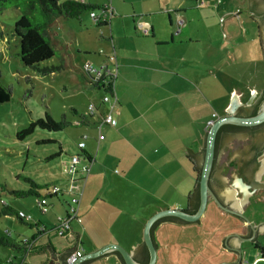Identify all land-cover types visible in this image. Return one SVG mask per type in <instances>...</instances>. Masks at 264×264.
I'll return each instance as SVG.
<instances>
[{
    "label": "crops",
    "instance_id": "crops-1",
    "mask_svg": "<svg viewBox=\"0 0 264 264\" xmlns=\"http://www.w3.org/2000/svg\"><path fill=\"white\" fill-rule=\"evenodd\" d=\"M79 1L104 5L112 12L109 21L102 25L108 28V34L102 37L105 40L103 49L97 53V58L86 62L99 66L107 64L108 58L114 56L117 69L114 82L116 104L111 108L109 104L102 103V98L98 101L97 95L90 94L89 103L95 111L92 115L80 116L82 131L77 141L86 136L85 147L79 151L76 144V150L70 153V157L81 154L92 160L78 205L80 223L71 221V229L64 237L55 236L60 241L58 248L50 242L47 246L56 255L73 250L83 256L114 244L130 252L137 263L146 264V247L142 242L145 222L162 210H186L187 197L196 187V166L187 151L197 154L204 149L208 122L226 115L227 112L221 108L227 105L233 87L240 90L241 106L245 105L252 90L249 102L253 104L264 87V71L261 83L251 85L239 79L241 75L235 77L237 69L233 65L234 57L255 54L264 67L257 29L252 44H248L240 17L246 14L255 27L256 23L248 5L246 9L244 5L233 7V0H222L217 8L215 0H209L208 6L201 9L196 7V0H113L112 4L110 1ZM235 9H240V13L232 17V21L235 20L242 28L244 41L241 42L232 33L222 37L223 40L219 39L217 17L220 12L231 13L229 11ZM129 17L131 22H126ZM117 25L128 26V31L118 34L114 30ZM143 27L149 28L148 36L141 34L140 28ZM229 62L232 65L228 66ZM235 78L237 84L234 83ZM216 107L221 114L214 111L208 115L207 111ZM110 108L116 125L102 126L98 130V120ZM74 112L77 114L76 110ZM99 135L102 140H98ZM61 153L60 148L58 156ZM68 162H62V167L50 176L52 186L60 189L67 187V178L62 170ZM232 173L227 175L230 177V181H226L227 187L232 184ZM263 175L264 172L260 179ZM34 183L45 190L50 184ZM234 191L235 199H239L242 191ZM255 193L240 211L253 226L264 224V213L261 215L264 210L254 211L250 202ZM68 201V195L48 197L46 215L58 204L63 203L65 207ZM2 206L7 205L4 202ZM18 211L25 213L23 209L15 212ZM30 215L34 224L28 225L14 214L19 223L36 230L31 240H40L42 236L49 239L52 233L37 237L35 224L44 225ZM57 217L62 216L53 213L49 219L52 226ZM122 218H129L136 231L128 232L125 225H119L123 231L118 235L110 232L106 237H99L103 232L116 228L118 222L124 221ZM44 230L48 231L45 227ZM11 232L4 227L0 236L6 237L19 250L0 248L1 264H31L27 262V256L37 255L42 250L46 259L40 264L50 261L47 246L33 247L26 253L20 246L25 237L18 235L15 242ZM247 234L244 222L209 202L202 218L195 223L160 219L153 225L154 264H236V254L222 248L221 241L230 235L245 237ZM255 238L254 244L242 242L239 245L238 249L242 252L240 261L252 263L261 258L259 262H264V234ZM250 249L254 251V256L246 254ZM56 263L57 260L54 261ZM87 264L122 262L116 254L107 253Z\"/></svg>",
    "mask_w": 264,
    "mask_h": 264
},
{
    "label": "rangeland",
    "instance_id": "rangeland-1",
    "mask_svg": "<svg viewBox=\"0 0 264 264\" xmlns=\"http://www.w3.org/2000/svg\"><path fill=\"white\" fill-rule=\"evenodd\" d=\"M85 1H96L98 3L110 1L111 3L113 0ZM232 4L234 5L233 7L244 5L243 7L246 9L248 2L246 0H233ZM235 10H230L229 12L232 13ZM227 13L228 11L220 12L217 17V36L223 40V34L232 33L236 38H239L238 40L243 42L242 28L235 20L232 21V16L226 18L223 23H219V17ZM19 15L20 12L17 9H7L0 13V82L3 86L11 89L10 100L0 104V208L2 203L5 202L13 211L23 209L26 214L31 213L45 228L50 230L52 222L49 219L53 217V213L60 214V216L65 214L63 203L55 206L45 216L41 214L36 205V199L46 193L45 189H36L38 195H40L38 197H20L17 193L28 192L31 188L30 181L50 183L48 187H51L53 181L50 176L59 170L62 167V162L68 161L70 153L76 150L78 136L82 131L79 125L80 116H87V107L90 104L89 99L92 95H97L96 99L98 101L103 95L102 90L93 89L88 83L89 80L82 71V64L87 60L91 61L94 57L97 58V53L100 49H103L102 46L105 44V40L102 37L108 34V28L95 24L89 14L81 16L78 20H58V24L53 27V31L56 32V38L60 44L62 43L65 47L60 48V44H57V55L43 62L41 66H57L60 64L59 60L62 59L65 67L60 72L40 76L25 67L19 57H16L18 43L11 36V33L12 26L19 18ZM125 20H127L126 22H131L130 17ZM240 20L246 30L248 44H252L256 27L254 23L250 22L246 14H242ZM127 27L126 25L125 27L117 25L114 30L122 35L126 30L128 31ZM234 58L233 65L237 69L235 77L241 75L242 78L239 79L243 80L244 83L259 85L264 71L262 62H259V57L252 54L250 57ZM230 65H232L231 62L228 63V66ZM234 83L237 84L236 78ZM89 86L91 87L90 90L87 89ZM232 86L235 85L232 84ZM29 89H31V96L26 97L25 93ZM75 110L77 114L74 112ZM214 111L218 115L221 114V110L217 109V107L216 109L208 110L207 113L210 115ZM44 114H47L56 123L65 122V127L54 132L36 127L24 139L18 140L16 138V134L28 127L31 122L44 119ZM245 146L246 142L244 140L232 139L231 148L227 145L223 146L221 155H219V163L223 164L229 161L235 151L242 150ZM60 148L62 153L58 156ZM262 158H264V154ZM241 159H239V162ZM237 161V157H233L228 164H225L227 166L221 170V174L229 181L230 177L227 176L229 172L232 171L237 174L235 172ZM260 181L264 182V175ZM263 197V191H258L251 198L250 202L254 206V211L262 212L264 210V203L260 204L264 202ZM263 213L264 211L261 215ZM122 219L124 221L118 222L116 228L103 232L104 234L99 237H106L110 232L118 235L119 232L123 231L119 225H125L128 232L136 231V227L129 218ZM0 222L2 223L0 225V233L4 227H7L10 232L12 229L11 236L15 242H17L18 235L21 238H33L35 235V229L22 225L16 220L14 215L7 217L0 215ZM3 223L5 224L3 225ZM53 235H49V239L46 236H42L40 240L37 238L34 242V247H45L50 242L53 247L57 246L58 248L60 241L57 238L55 239V235ZM36 250L39 251L38 249ZM38 253L37 255L27 256V262L31 264L44 262L46 259L44 251L42 250V252ZM246 254L254 256V251L250 249ZM248 259L250 260V257ZM258 264H264V262H258Z\"/></svg>",
    "mask_w": 264,
    "mask_h": 264
},
{
    "label": "trees",
    "instance_id": "trees-1",
    "mask_svg": "<svg viewBox=\"0 0 264 264\" xmlns=\"http://www.w3.org/2000/svg\"><path fill=\"white\" fill-rule=\"evenodd\" d=\"M7 9H17L20 12L19 18L14 22L12 26L11 36L18 43V52L16 57H19L21 63L32 70L36 75L47 76L56 72H60L65 67L64 61L61 59L60 64L57 66L42 67L41 64L54 58L57 55L56 45L60 44L59 40L56 38V32L53 31V27L58 24V20H78L81 16L85 14H90L98 11H104V5L85 3L77 0H0V13ZM106 23H99L98 26L105 25ZM64 48L62 43L59 46ZM64 50V49H63ZM93 89H98L102 87V83L98 82H88ZM111 85H109L105 91L111 93ZM102 90V89H101ZM26 97L31 96V89L27 90L25 93ZM11 89L10 87L3 86L0 82V104L6 103L10 100ZM264 98V91L262 96L256 100L250 107L243 108L238 111L239 116L252 117L257 114L261 101ZM44 119L36 120L31 122L28 127L24 128L22 131L16 134L18 140L24 139L26 136L31 134L33 130L38 127L47 131H59L65 127V122L56 123L47 114H44ZM88 116V115H87ZM84 118V117H82ZM264 126V123L251 128H243L225 125L222 126L216 136L215 142V154L216 149L219 145V135L222 132L228 131H247L253 132L258 128ZM215 159V158H214ZM201 167H196V187L193 192L187 197V207L186 212L193 214L198 207V177ZM31 188L28 192H19L18 196H36L38 193L36 189L40 188L34 182L30 181ZM0 213L2 216H12L16 215V212L7 206H2L0 208ZM162 220H168L173 222H180L175 218H163ZM155 226V224H154ZM152 230V229H151ZM0 248L19 250V248L13 245L6 237L0 236ZM50 254L51 259L46 264H66V258L71 255L74 251L69 250L66 253L56 255L50 246L46 247ZM22 249V248H21ZM24 252L25 250L22 249ZM118 256L123 264V261L119 254L114 253ZM146 259L148 260V253L145 249ZM90 261L84 262L87 264ZM1 264V263H0Z\"/></svg>",
    "mask_w": 264,
    "mask_h": 264
},
{
    "label": "water",
    "instance_id": "water-1",
    "mask_svg": "<svg viewBox=\"0 0 264 264\" xmlns=\"http://www.w3.org/2000/svg\"><path fill=\"white\" fill-rule=\"evenodd\" d=\"M254 5L257 6L255 7L256 9L253 8ZM248 10L254 20L258 19L256 15L259 14V11H264V0H248ZM262 33L264 36L263 26H262ZM263 58H264V52H263ZM252 91L249 94V97L245 105L241 106L239 101L241 97L240 90H237L235 89V87H233L230 92L227 105L221 108L222 110L227 112L226 115L218 117L217 119L212 121L210 126L208 127V130L205 135L204 149L197 154H193L187 151L189 157L191 158L195 166L201 167L198 177L199 199H198L197 210L193 214L187 213L186 210H177V209L162 210L153 214L145 222L142 230V242L148 252V261L146 264H154L156 260V250L151 237V229L157 221L163 218H175L185 223H195L202 218L206 210L207 204L209 202H213L219 210L239 218L242 222L246 224L248 234L245 237L230 235L229 237L221 241L222 248L236 254L237 256L236 264L240 262L242 257V252L240 249H238L239 245L242 242L254 244L256 240L255 237L260 234H264V224H258L256 226H253L248 220V218L240 213V211L245 206L247 199L252 194L257 192V190L255 191L251 189V191L247 192L246 189L249 190V186L243 183L242 179L239 178L238 174H234V173H232L233 174L232 184L230 187H227L226 186L227 179L221 174V170L223 168H221L216 172L218 179H220L221 185L218 186L210 183V178L212 176L211 175L212 168L214 164V157H215V142H216V136L218 130L225 125L251 128V127H257L264 123V98L261 101L259 110L256 115L252 117H244L237 115V112L240 109L248 108L252 105V102H249L252 95ZM263 91H264V87L256 100H258L262 96ZM243 133L238 135L236 138L238 140H242L244 138ZM226 145L231 148L232 139L228 140L227 144H225L224 146ZM244 148L245 147H243L242 150L235 151L233 156L229 159V161L224 162L223 165L228 164L233 157H237L238 159L237 164H238L239 159L242 158L241 155ZM219 155H221V152ZM263 172H264V158L261 159V165L259 167V170L255 174V180L259 182L262 188V190L260 191H264V185L260 181V175ZM234 189H238L239 191H242V195L239 199H235L236 194ZM107 253L119 254L124 264H139L134 260L130 252H127L121 247L114 244L105 245L102 248L96 250L95 252L88 253L79 258H76L72 262V264H83L84 262L97 259Z\"/></svg>",
    "mask_w": 264,
    "mask_h": 264
},
{
    "label": "built area",
    "instance_id": "built-area-1",
    "mask_svg": "<svg viewBox=\"0 0 264 264\" xmlns=\"http://www.w3.org/2000/svg\"><path fill=\"white\" fill-rule=\"evenodd\" d=\"M209 0H196V7L201 9L208 6ZM221 0H215V8L219 6ZM240 13L239 9H236L233 13H227L223 16L219 17V23H223L226 18L232 16L237 17ZM112 16V12L110 9H106L104 11H98L94 13H90V17L95 24L107 23ZM141 34L143 36H148L150 34V30L147 27L140 28ZM223 38H226L227 35L223 34ZM82 71L84 75L91 82H100L102 83V87L100 89L103 90L102 103L109 104L111 108L116 104V97L114 95V82L117 77V69L114 56L108 58L107 64H101L99 66H93L92 64L85 62L82 64ZM111 85V93L105 91V89ZM111 108L107 113L102 115L97 122V128L100 130L102 126H110L114 127L116 125V121L111 115ZM95 111V107L92 104H89L87 107V115H92ZM214 117V115L212 116ZM212 121L208 122V126H210ZM103 137L99 135L98 140H102ZM86 136H82L80 141L77 143V149L82 151L85 147ZM92 160L89 156L75 154L72 155L69 159L67 165L63 168L62 172L66 175L67 187L65 189H60L54 186L46 189V195H42L36 199V205L39 208L42 215H46L48 211V197L50 196H61L68 195L69 201L65 204L66 210L65 215L62 217H57L55 223L52 228L47 232L44 230V227L41 225L35 224L38 228L37 237L46 234L52 233L58 238L64 237L70 231V222L75 221L80 223V219L78 217V205L82 196V188L84 186L85 180L88 177L91 169ZM16 217L25 224L31 225L33 222V217L30 214H26L24 212L18 211L16 213ZM35 240H31L30 238H23L21 240L20 246L25 252H30L34 247ZM81 257L80 252H73L66 258V264H72V262ZM260 259H256L254 262L250 263L248 261H240L239 264H257Z\"/></svg>",
    "mask_w": 264,
    "mask_h": 264
},
{
    "label": "flooded vegetation",
    "instance_id": "flooded-vegetation-1",
    "mask_svg": "<svg viewBox=\"0 0 264 264\" xmlns=\"http://www.w3.org/2000/svg\"><path fill=\"white\" fill-rule=\"evenodd\" d=\"M256 5L253 6L256 9ZM240 10V9H239ZM256 11V10H255ZM258 19H255L256 29L260 44L262 46V51L264 52V36L262 33V26L264 27V11H259V14L256 15ZM262 42V43H261ZM238 114V112H237ZM244 132V133H243ZM243 133L246 146L242 151L241 161L235 165L239 178L242 179L243 183L249 186L252 190L260 191L262 190L261 185L258 181L255 180V174L259 170L261 165L262 155L264 154V126L256 129L253 132L247 131H228L222 132L219 135V145L216 149L214 164L212 168L210 183L213 185H221L220 179L217 177V171L221 168H225L227 165L219 163V154L223 150V146L227 144L228 140L235 139L238 135ZM264 198V197H263Z\"/></svg>",
    "mask_w": 264,
    "mask_h": 264
}]
</instances>
